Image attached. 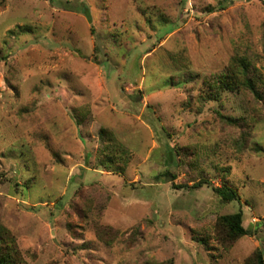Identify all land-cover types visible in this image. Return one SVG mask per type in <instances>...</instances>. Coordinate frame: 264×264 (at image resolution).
<instances>
[{
  "label": "rangeland",
  "instance_id": "obj_1",
  "mask_svg": "<svg viewBox=\"0 0 264 264\" xmlns=\"http://www.w3.org/2000/svg\"><path fill=\"white\" fill-rule=\"evenodd\" d=\"M237 56L262 98H208ZM114 151L125 162L108 171ZM166 170L180 188L156 178ZM223 177L229 203L213 191ZM237 211L251 233L223 245L216 220ZM0 226L20 264H245L264 251V0H0Z\"/></svg>",
  "mask_w": 264,
  "mask_h": 264
},
{
  "label": "trees",
  "instance_id": "obj_2",
  "mask_svg": "<svg viewBox=\"0 0 264 264\" xmlns=\"http://www.w3.org/2000/svg\"><path fill=\"white\" fill-rule=\"evenodd\" d=\"M224 6L225 5H222V3L217 6L209 5L206 7V10L208 12H214L216 10L223 9ZM80 11L81 13L86 15L87 19L90 21L88 9L84 5L80 7ZM173 29L174 27L171 29V31H173ZM260 80L261 78L256 68L252 67V65L246 58L237 56L232 59L230 65L225 71L219 73L215 77L213 83L210 84V86L213 87L214 90L213 92L208 93L207 96L210 99H217L220 97L222 91L237 93L249 92L253 95L254 99L260 100L262 98V95L258 88ZM226 119L228 120L230 125L238 124V119L230 117ZM102 132L103 130H101V134ZM108 138L112 139V137ZM241 139H243L245 145L248 142V135L245 132H241ZM253 145L255 146L256 143ZM167 147L170 148L168 144ZM256 148L257 150H262L260 146L256 145ZM124 152L125 149H121L120 153ZM173 153L174 150L171 147L170 159L175 158ZM124 162L125 161L122 160V156L118 152L114 151L112 154L106 155V159L102 161L101 165H104V167L107 168L108 171H115L121 170V164ZM225 172L227 173L228 170L226 169ZM156 178L166 179V181L171 182L172 185L175 186L174 188L181 187L178 185H174L173 181L175 180L176 176L169 170L162 172ZM205 183H209V181L202 178L190 186H184L193 189L200 188ZM213 191L223 203H229L239 198L237 189L227 184L224 177L222 178V183L219 186H213ZM250 233V230L243 226L241 211L220 215L216 220L215 236L216 239L223 245L231 244L237 239L245 235H249ZM205 244H207V242ZM20 259V253L14 241L10 237L9 233L5 231L2 226H0V264H20ZM245 264H264V251L259 248L255 249L252 254L245 260Z\"/></svg>",
  "mask_w": 264,
  "mask_h": 264
}]
</instances>
